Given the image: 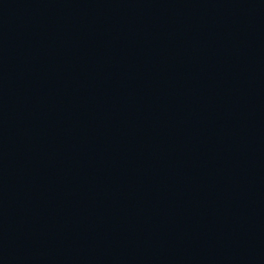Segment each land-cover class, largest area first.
Listing matches in <instances>:
<instances>
[{
    "label": "water",
    "instance_id": "1",
    "mask_svg": "<svg viewBox=\"0 0 264 264\" xmlns=\"http://www.w3.org/2000/svg\"><path fill=\"white\" fill-rule=\"evenodd\" d=\"M0 264H264V0H0Z\"/></svg>",
    "mask_w": 264,
    "mask_h": 264
}]
</instances>
